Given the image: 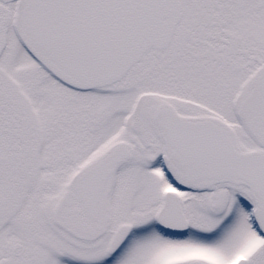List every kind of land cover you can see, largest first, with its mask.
Here are the masks:
<instances>
[{
    "label": "snow or ice",
    "instance_id": "snow-or-ice-1",
    "mask_svg": "<svg viewBox=\"0 0 264 264\" xmlns=\"http://www.w3.org/2000/svg\"><path fill=\"white\" fill-rule=\"evenodd\" d=\"M0 264H264V0H0Z\"/></svg>",
    "mask_w": 264,
    "mask_h": 264
}]
</instances>
